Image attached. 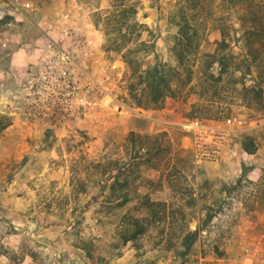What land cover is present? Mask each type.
<instances>
[{
  "label": "rangeland",
  "instance_id": "rangeland-1",
  "mask_svg": "<svg viewBox=\"0 0 264 264\" xmlns=\"http://www.w3.org/2000/svg\"><path fill=\"white\" fill-rule=\"evenodd\" d=\"M183 1L0 0V264H264V0H198L180 62ZM138 63L176 74L157 107Z\"/></svg>",
  "mask_w": 264,
  "mask_h": 264
},
{
  "label": "trees",
  "instance_id": "trees-1",
  "mask_svg": "<svg viewBox=\"0 0 264 264\" xmlns=\"http://www.w3.org/2000/svg\"><path fill=\"white\" fill-rule=\"evenodd\" d=\"M238 1L241 2V0ZM197 2L198 0H184L183 5H179V7L171 13L168 20V27L171 28L180 39L179 43L181 44V48L179 49L180 52L178 51L180 54V62L183 60L182 58H184L186 52L195 51L200 43L203 26L205 25V18L201 20L198 19L197 15L193 14L194 10L197 8ZM221 3L225 4L224 8H229V0H221ZM262 30V28H253L249 32L253 35H258V33L262 32ZM141 44L145 43L141 42ZM175 54L177 53L175 52ZM126 60L128 64H130V61L128 59ZM217 60L219 62L222 61L220 58ZM138 65L139 63L135 67L133 65V72L137 73V80L130 83L129 92L138 105L142 107H157L161 104L163 100L162 97H164L166 92L172 93L174 92L173 90H176V87L173 88L170 85L173 78L172 76H175L176 74L175 72H168L164 65H147L144 69L137 67ZM253 78L256 77L253 75ZM181 84L182 82L180 85ZM263 84V80H256L258 89L255 93L259 96H261ZM241 147L249 154L254 153L256 150L253 138L249 136H246L243 139ZM114 184H119L120 186L125 187V185H127V181L123 180L122 183H119L117 179H114L111 185L112 189L115 188ZM121 196L122 200L119 202L120 205L129 200L127 193L123 192ZM124 218L126 219V224L119 229V231H117L116 240L113 241L112 245H109L107 256H116L119 248L124 246L129 241L135 240L144 232L145 226L139 218L130 214L125 215ZM184 241L186 242V246L190 244L188 236L185 237ZM89 256L92 257L91 253H89Z\"/></svg>",
  "mask_w": 264,
  "mask_h": 264
},
{
  "label": "built area",
  "instance_id": "built-area-1",
  "mask_svg": "<svg viewBox=\"0 0 264 264\" xmlns=\"http://www.w3.org/2000/svg\"><path fill=\"white\" fill-rule=\"evenodd\" d=\"M190 126H191V127H194V128L196 129V127H197V123H193V124H191ZM212 152H213V151H212ZM206 154H207V156L209 155L208 152H207Z\"/></svg>",
  "mask_w": 264,
  "mask_h": 264
}]
</instances>
